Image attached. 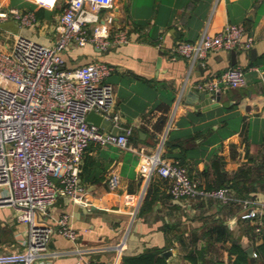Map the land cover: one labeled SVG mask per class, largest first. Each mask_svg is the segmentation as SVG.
Segmentation results:
<instances>
[{"label":"crops","instance_id":"crops-1","mask_svg":"<svg viewBox=\"0 0 264 264\" xmlns=\"http://www.w3.org/2000/svg\"><path fill=\"white\" fill-rule=\"evenodd\" d=\"M1 2L36 10L41 23L52 24L48 15L52 13L53 20L56 13L28 0ZM103 18L113 27L127 26L129 41L107 50L92 43L74 45L65 52L66 65L75 67L94 60L114 65L107 81L114 87L115 107L122 125L133 127L138 137L135 134L130 139L133 149L90 143L80 173L89 155L100 179L80 175L86 187L82 193L86 204L61 196L43 215L44 222L55 223L62 213H69L78 236L71 239L55 232L49 249L60 254L46 256L36 264H114L121 242L126 243L123 254L163 247L168 264H194L185 257L194 233L200 237L199 244L206 243L201 239L203 232L220 220L231 229L232 240L210 241V253L218 254L222 264H230L233 239L246 249L263 240V233L255 230L251 237L247 231L248 225L256 227L257 223L256 219H242L249 207L240 201L173 197L169 179L151 171L144 155L156 152L173 116L171 131L181 145L172 149L165 146L163 157L177 159L180 154L190 175L201 185L213 188L233 183L237 189L229 187L235 194L253 199V205H264V0H117L113 8L103 11ZM227 22L244 23L255 42L250 50L237 49V63L246 66V84L223 85L217 99L218 93L200 90L197 83L233 65L231 50L212 51L195 61L174 54L173 48L179 41L198 40L206 30L218 31ZM1 24L46 43L56 37L50 27L41 31L14 19ZM13 40L12 34L0 29V47H11ZM201 92L209 93L213 100L203 99ZM112 173L121 178L115 189L107 183ZM152 185H158L160 195L146 206L144 199ZM143 193L142 201H127L129 195L139 198ZM16 212L10 205L0 207V264H15L13 258L26 249L28 224L19 221ZM167 224L179 229L168 232ZM177 234H182L186 243ZM210 264L219 263L214 259ZM253 264H264V257Z\"/></svg>","mask_w":264,"mask_h":264},{"label":"built area","instance_id":"built-area-1","mask_svg":"<svg viewBox=\"0 0 264 264\" xmlns=\"http://www.w3.org/2000/svg\"><path fill=\"white\" fill-rule=\"evenodd\" d=\"M28 1L56 13L52 24L41 23L36 10L8 7L0 0V29L14 37L11 47H0V207H15L17 219L28 224L26 249L13 258L15 264H36L46 256L59 255V251L49 249L55 232L71 239L78 236L69 213H62L55 223L44 222L43 215L61 196L86 204L82 196L86 187L80 172L90 143L133 149L130 136L134 130L122 125L121 114L115 107L114 87L107 81L114 65L102 60L75 67L66 65L65 52L74 45L92 43L107 50L129 41L127 26L113 27L103 18V11L113 8L117 0ZM8 19L41 31L50 27L56 37L52 43H46L16 33L1 24ZM254 42V35L244 23L227 22L218 31L206 30L196 41H179L173 52L197 61L212 51L250 50ZM246 82V66L236 63L200 80L197 86L216 94L223 85L241 87ZM92 110L126 131L117 134L90 123L87 115ZM173 121L172 116L156 152L144 155L150 170L169 179L173 197L240 201L249 207L242 218L256 219L255 230L263 233L264 205H253V199L238 196L229 186H203L178 159L163 157ZM107 183L112 189L118 188L120 175L112 173ZM143 196L144 193L139 198L129 195L127 201L140 202ZM125 248V242L119 243L114 264H121Z\"/></svg>","mask_w":264,"mask_h":264},{"label":"trees","instance_id":"trees-1","mask_svg":"<svg viewBox=\"0 0 264 264\" xmlns=\"http://www.w3.org/2000/svg\"><path fill=\"white\" fill-rule=\"evenodd\" d=\"M135 134L136 137H138L137 133L134 132L131 135L130 139H133V135ZM180 145L181 144L179 142L175 141V136H173V133L171 131L166 139L165 146L172 149L175 147H179ZM176 157L182 165H185L184 159L181 158L180 154H177ZM94 164L95 161L93 160V158H91V156L88 155L85 161L84 171H82L80 175L86 173L87 178L93 179V177H96L97 179H100V177H98L94 172ZM165 184L169 186V183L166 182ZM225 184L223 182V184L221 183L220 186H225ZM229 186L234 188L236 187L237 189V185L235 186L233 183L229 184ZM159 191L160 190L158 188V185L150 186L144 199V205H151L160 195ZM178 229L179 227L174 224H167L166 226V231L168 232L173 230L177 231ZM247 231L251 234V237H254L256 235L254 225H248ZM232 235L233 233L231 229L223 220L215 221L214 223L208 225L203 232L201 239H205L206 243L199 244L198 241L200 237H198L197 234L194 233V237L192 238V245H190V247H187L185 257L192 260L194 264H210L214 259L219 264H222L218 254L211 256L209 243L210 241L213 244L217 242L225 243L230 239L232 240ZM176 237L181 238L182 242L186 243L182 234H177ZM163 249V247H154L139 254H123L121 264H168L166 257L163 255ZM254 249L255 252H257V255H250L247 249L240 243L237 238L233 239V241H231V246L229 247V252L231 255L230 264H253V262L258 257H264V232L262 242L259 244H254Z\"/></svg>","mask_w":264,"mask_h":264},{"label":"water","instance_id":"water-1","mask_svg":"<svg viewBox=\"0 0 264 264\" xmlns=\"http://www.w3.org/2000/svg\"><path fill=\"white\" fill-rule=\"evenodd\" d=\"M232 52V56H233V65L237 63V58H236V55H237V49H232L231 50ZM256 52V49L253 48L252 49V53L254 54ZM262 76L264 78V70L262 71ZM200 96L203 98V99H209V100H213V98L210 96L209 93H205V92H201L200 93ZM209 97V98H208ZM221 98V94L218 93L217 94V99H220ZM87 120L90 122V123H93L103 129H106V130H111L113 133H123L126 131V129L123 127V126H120V125H114V123L112 122L111 119H109L108 117L104 116L103 114L95 111V110H92L88 113L87 115ZM247 251L250 255L253 254L254 252V247L253 246H250L247 248ZM168 252H165V255H167ZM4 264H7V263H4Z\"/></svg>","mask_w":264,"mask_h":264},{"label":"rangeland","instance_id":"rangeland-1","mask_svg":"<svg viewBox=\"0 0 264 264\" xmlns=\"http://www.w3.org/2000/svg\"><path fill=\"white\" fill-rule=\"evenodd\" d=\"M51 17H53V15H52V13H50L49 15H48V21L50 22V23H52L53 22V20H51ZM47 31H49V29L47 28ZM50 33V32H49ZM51 35H53V36H55V34L54 33H50Z\"/></svg>","mask_w":264,"mask_h":264}]
</instances>
